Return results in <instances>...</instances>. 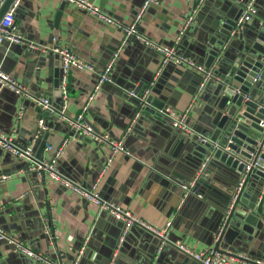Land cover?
<instances>
[{"label": "crops", "instance_id": "0c3cea01", "mask_svg": "<svg viewBox=\"0 0 264 264\" xmlns=\"http://www.w3.org/2000/svg\"><path fill=\"white\" fill-rule=\"evenodd\" d=\"M88 1L113 17L116 24L98 21L87 11L68 2L64 4L63 0L20 3L15 23L26 43L3 44L0 70L21 83L26 96L17 100L14 92L0 87V131L17 147L34 145L35 153L43 136L39 130L40 116L48 124L42 130L48 133L44 161L51 157L48 146L57 147L68 140L57 163L62 177L77 184L97 183L104 200L130 210L154 227L160 229L171 221L167 233L171 241L183 242L196 251L213 248V232L221 210L229 206V197L241 180L238 182L233 172L215 158L209 161L205 176L197 180L199 152L189 143L190 138L180 130L170 129L167 123L151 119L148 113L134 123L130 133H125L136 108L127 90L145 87L154 77L150 91L155 99L165 103L164 108L170 107L178 113L187 111L189 127L211 133L214 128L209 127L204 110L212 83L197 93L200 75L195 70L169 63L156 75L161 60L153 48L136 38L122 45L124 28L132 23L144 0ZM195 1L158 0L157 5L148 7L142 15L138 31L157 45L176 46L177 53L204 66L209 56L208 41H218L223 36L222 25L233 26L234 22L237 25L243 4L249 0H205L196 9L193 21L184 28ZM254 4L256 15L242 24L241 36L247 42L259 39V27L264 24V0H255ZM59 10L60 34L51 41L55 32L53 21ZM48 40L50 45L46 44ZM234 41L233 56L241 48V37ZM26 44L44 45L51 54L44 52L48 57L40 59L28 51ZM61 47H67L97 71L104 69L119 51L111 81L96 89V74L71 70L63 106L59 107L53 92L55 72L60 75V58L53 49ZM39 97L50 99L54 110H61L63 117L55 111L47 114L43 108L37 111L40 105L33 98ZM87 103L85 121L98 133L122 141L127 151L117 153L104 173L101 171L109 147L74 134L63 119L74 118ZM14 107L19 120L15 118ZM150 108L162 115L161 110ZM27 162L26 158L0 148V176H8L0 182V228L31 250L64 264H72L77 255V264H198L171 245L161 246L159 237L137 227L129 229L118 247L123 229L121 221L106 212L100 213L86 199L47 175H36L26 168ZM182 184L193 185L186 198ZM236 255L235 264L264 261V233L250 237L248 246ZM0 264L41 263L0 241Z\"/></svg>", "mask_w": 264, "mask_h": 264}, {"label": "water", "instance_id": "95a60500", "mask_svg": "<svg viewBox=\"0 0 264 264\" xmlns=\"http://www.w3.org/2000/svg\"><path fill=\"white\" fill-rule=\"evenodd\" d=\"M13 1L14 0L5 1L4 5L0 8V18ZM22 1L23 0H20L19 5ZM204 1L205 0L198 3V0H196L193 9H197ZM63 3L67 4L65 1H63ZM245 4L246 3L243 4L241 13ZM60 19L61 10L56 13L53 21L55 32L50 39L51 41L58 36V33L60 34ZM192 21L193 18L184 28ZM242 24H237L238 27L235 22L233 26L229 24L222 25L224 29L223 36H219L218 41L209 40L206 45L209 56L204 66L210 69L211 66L214 65L213 72L217 78L208 82L212 83L209 84V86H211V94L208 105L204 110L206 116L209 118V127L214 128L213 131L211 133L210 131H204L207 132L204 133L192 127H190L193 130L192 135L181 131L190 138L189 143L199 152L197 156L199 164L197 180L205 176L209 161L214 160L213 158L218 160V163L227 167L230 172H233V176L238 179V182L242 180V185L238 191H236V188L239 183L234 187V193L229 197V206L222 208L221 218L219 217L220 221L213 232L214 243L212 249L232 257H236L237 252L242 251L243 248L248 246L250 237H254L257 233H264V24H261L259 27V32L261 34L259 39L255 38L253 41L248 42L247 38L241 36V33L244 31V26H242ZM244 36H246V34H244ZM240 37L241 48L238 49V52L233 56L231 47L234 45V40ZM50 40L46 41V44L50 45ZM123 40L124 44H127L129 42H134L135 37L129 36L125 39L124 34ZM4 43L5 42L2 43L0 48ZM26 45L28 51L35 54L40 59L43 56H45V58L48 57L43 54L44 52H48V49L44 48V45L32 44V47L28 44ZM174 47L176 48V46ZM50 54L49 51L47 55ZM179 67L184 68V66L181 65ZM198 78V83H200L201 77L199 76ZM152 79L150 81L148 80L147 86ZM142 86L136 87L134 90L128 89L126 94L129 95V92L132 91L135 96L140 95L145 87H147ZM151 91L146 97L145 106L143 108L137 97L131 96L132 103H134L136 107L131 121L134 119L136 113H139V115L135 119V122L145 117V115H143L144 113H148L151 119L161 121L165 124L167 123V126L172 129L171 123L166 117L159 115L150 108L154 107L163 110L166 106L163 101L155 99ZM53 96L55 97V101H57V105L62 107L63 91L61 70L60 75L59 72H55ZM15 97L17 100L22 99L16 94ZM121 97L128 99L125 95H121ZM37 111H41L40 106L37 107ZM60 111L59 109L55 110L56 113ZM14 112L15 118L19 120L18 110L15 107ZM40 119L39 116V120ZM47 125L45 121V128ZM40 134L43 135L42 140L37 146L35 153L32 157L26 158L29 161L25 164L26 168L33 171H35L33 168H36L37 164H41L44 161L43 152L45 150L48 133L40 131ZM199 136L206 137L211 141H217L219 144L218 148L214 149L211 144L202 143L199 140ZM25 148L26 147L22 149ZM256 164L257 167H255ZM247 167H249V169H247ZM35 174L38 175L37 171H35ZM44 175L45 174L42 173L40 177H45ZM182 185L188 186L187 184ZM189 193L190 191L187 193L183 190V198H186ZM121 244L119 243L118 247H120ZM76 259L78 261L79 255H77Z\"/></svg>", "mask_w": 264, "mask_h": 264}, {"label": "built area", "instance_id": "2783aa9c", "mask_svg": "<svg viewBox=\"0 0 264 264\" xmlns=\"http://www.w3.org/2000/svg\"><path fill=\"white\" fill-rule=\"evenodd\" d=\"M6 0H0V8L4 5ZM65 2L71 3L77 8L83 9L87 11L90 15L95 17L98 21L107 23V24H116L113 17L107 15L106 13L102 12L98 7H96L92 2L88 0H63ZM203 0H198V3H201ZM20 0H14L7 10L4 12L2 17L0 18V46L3 42H8L10 44H19V43H26V39L24 35L18 30L17 25L15 23V13L16 9L19 5ZM255 0H249L239 17L238 24H242L244 22L249 21L253 16L256 15L257 10L255 7ZM158 0H144L141 8L139 9L138 13L135 15L132 23L124 28L125 39L129 36H134L136 39L143 42L146 46L153 48L159 55H160V68L156 75L160 72L161 68L166 64H173L177 66H184L188 69L195 70L201 77V82L198 86L197 93L201 92L204 86L210 81L217 79L214 70L212 68L208 69L202 64L197 63L192 58L179 54L176 51L174 46H163L157 45L149 40L145 35L141 34L138 31V24L142 18V15L145 13L148 7L151 5H157ZM196 13V9H192L190 16L187 18L186 24L191 21L194 14ZM124 44V40L122 45ZM53 52L58 54L60 58V68L62 72V91L65 94L66 92V84L68 80V76L71 70L76 71H87L96 74L97 82H96V89L99 88L103 83L110 82V73L112 70L113 63L115 62L118 52L114 54L113 58L110 62L106 65V67L100 71H97L94 66L79 57H77L70 49L67 47H61L53 49ZM154 79L149 83V85L140 93V95L135 96L132 91L129 92V95L132 97H137V99L141 103V107L145 106L146 97L150 94L151 87L154 85ZM0 85L6 87L7 89L14 92L16 95L20 97L26 96L25 88L15 80L11 75L6 74L5 72L0 70ZM91 98V97H90ZM36 103H38L46 113H51L54 110L53 106L49 102L48 98L39 97L33 98ZM88 109V103L85 104L79 114H77L74 118L68 119L63 118L68 122L72 132L76 135L86 136L92 141L103 144L109 147L110 153L106 159V163L104 168L102 169L101 173L106 171L108 165L112 162L113 157L117 153H127L124 149L122 141H115L112 140L107 134L105 133H98L94 130L92 125L88 124L85 119L84 115L86 114ZM59 116L63 117L62 111H60ZM161 114L166 117L170 123L171 127L174 129H178L182 132L192 135L193 130L187 124V111L184 113H178L172 108H164L161 110ZM139 113H136L134 119L131 121L130 125L126 129V134L130 133L132 125L135 122V119L138 117ZM45 129V123L42 119L39 120V130L42 131ZM38 135L36 136V138ZM199 140L202 143H209L212 145L214 149L218 148L219 144L217 141H211L210 139L199 136ZM68 140L62 141V143L57 146H48L47 150L50 152L51 157L43 161L41 164H37L36 168H33L37 171L38 175L40 176L42 173L47 175L52 180L58 182L62 187L71 190L72 193L78 195L81 198L86 199L89 203L94 205L100 213H108L111 215L115 220L121 221L123 223L122 234L119 238V243L123 241L124 236L129 231L131 227H137L144 231L151 233L154 236H157L161 239V246L163 245H171L175 247L180 253L183 255L193 259L198 264H235L236 257L229 256L227 254H223L221 252L214 251L212 248H208L204 251H196L193 250L190 246L184 244L180 241H171L167 233L171 226V221L165 222L162 228L154 227L153 225L147 223L146 221L142 220L141 218L134 216L130 210L118 206L112 202L104 200L100 194L98 193L97 183H93L90 185H83L73 183L69 179H65L61 176L57 169V163L59 157L61 156L64 147L67 145ZM0 148L4 149L12 153L15 156L28 158L32 157L34 154L33 145L22 149L17 147L13 144L11 139L4 133L0 131ZM257 167V164L255 165ZM249 169V167H247ZM8 176L2 175L0 176V182L6 181ZM242 185V180L239 182L237 186L238 191L240 186ZM193 185L190 184L189 186L182 185V188L185 192L190 191V187ZM0 241L6 242L10 245L13 251L19 252L33 261L41 264H64L59 259H52L48 258L41 253L35 252L27 247L19 238L6 233L2 228H0ZM245 260V257L240 256ZM77 259L72 264H77ZM246 264H264V261L256 260V261H246Z\"/></svg>", "mask_w": 264, "mask_h": 264}]
</instances>
